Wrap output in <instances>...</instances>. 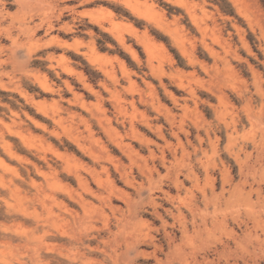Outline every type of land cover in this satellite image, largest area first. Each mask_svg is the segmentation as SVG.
<instances>
[{"label": "clouds", "instance_id": "clouds-1", "mask_svg": "<svg viewBox=\"0 0 264 264\" xmlns=\"http://www.w3.org/2000/svg\"><path fill=\"white\" fill-rule=\"evenodd\" d=\"M0 264H264V0H0Z\"/></svg>", "mask_w": 264, "mask_h": 264}]
</instances>
